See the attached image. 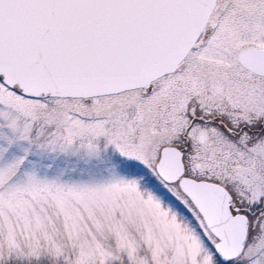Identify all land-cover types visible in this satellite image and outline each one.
<instances>
[{
	"label": "snow or ice",
	"instance_id": "obj_1",
	"mask_svg": "<svg viewBox=\"0 0 264 264\" xmlns=\"http://www.w3.org/2000/svg\"><path fill=\"white\" fill-rule=\"evenodd\" d=\"M0 141L142 170L0 168V264H264V0H0Z\"/></svg>",
	"mask_w": 264,
	"mask_h": 264
},
{
	"label": "rangeland",
	"instance_id": "obj_2",
	"mask_svg": "<svg viewBox=\"0 0 264 264\" xmlns=\"http://www.w3.org/2000/svg\"><path fill=\"white\" fill-rule=\"evenodd\" d=\"M7 147L0 141V148ZM29 150V145L18 144L8 152L0 153V168L7 167L16 160L25 158L23 166L13 179V184H23L29 177L37 176L41 180L57 181L67 186H100L112 181L115 177L131 178V173L141 174V169L124 160L111 147L105 149L103 143L95 154L82 149L70 151ZM156 191V182L145 185ZM158 195H161L157 191ZM168 203V200H165ZM40 264H51L48 258H42Z\"/></svg>",
	"mask_w": 264,
	"mask_h": 264
},
{
	"label": "water",
	"instance_id": "obj_3",
	"mask_svg": "<svg viewBox=\"0 0 264 264\" xmlns=\"http://www.w3.org/2000/svg\"><path fill=\"white\" fill-rule=\"evenodd\" d=\"M194 42V38H193ZM185 39L183 35L178 36V38L170 45V49H178V48H184L185 54L187 53L188 48L185 47ZM180 60H182V57H180Z\"/></svg>",
	"mask_w": 264,
	"mask_h": 264
}]
</instances>
